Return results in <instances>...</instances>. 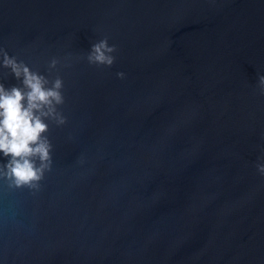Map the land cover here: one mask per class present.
<instances>
[{"label": "water", "instance_id": "water-1", "mask_svg": "<svg viewBox=\"0 0 264 264\" xmlns=\"http://www.w3.org/2000/svg\"><path fill=\"white\" fill-rule=\"evenodd\" d=\"M0 50L63 84L0 264H264V0H0Z\"/></svg>", "mask_w": 264, "mask_h": 264}, {"label": "clouds", "instance_id": "clouds-1", "mask_svg": "<svg viewBox=\"0 0 264 264\" xmlns=\"http://www.w3.org/2000/svg\"><path fill=\"white\" fill-rule=\"evenodd\" d=\"M114 51L107 40H101L93 45L89 59L111 65ZM0 64L10 68L23 83V87L10 89L0 83V153L8 158L7 164L0 166V177L17 188L34 187L50 166L51 144L43 135L48 129L45 118L57 116L55 106L63 102V84L57 79L48 87L45 77L3 50ZM259 82L264 86V75L259 76ZM259 171L264 174V165L259 166Z\"/></svg>", "mask_w": 264, "mask_h": 264}]
</instances>
